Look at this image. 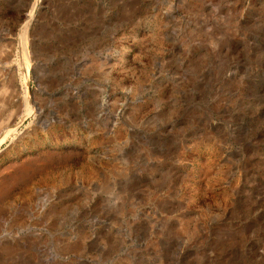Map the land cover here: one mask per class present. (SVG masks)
I'll return each mask as SVG.
<instances>
[{"label": "rangeland", "instance_id": "374dc122", "mask_svg": "<svg viewBox=\"0 0 264 264\" xmlns=\"http://www.w3.org/2000/svg\"><path fill=\"white\" fill-rule=\"evenodd\" d=\"M0 127V264H264V0H0Z\"/></svg>", "mask_w": 264, "mask_h": 264}, {"label": "bare ground", "instance_id": "6f19581e", "mask_svg": "<svg viewBox=\"0 0 264 264\" xmlns=\"http://www.w3.org/2000/svg\"><path fill=\"white\" fill-rule=\"evenodd\" d=\"M29 14H30V13H29ZM29 14H28V15H29ZM29 17H30V21L34 19V18L32 17L31 14L29 15ZM30 23H31V22H30ZM28 28H29V27H28ZM24 30H25V29H24ZM26 30H27V29H26ZM25 32L27 33V31H25ZM22 34H23V33H22ZM22 38H23V37H22ZM23 40H24V39H23ZM23 42L25 43V44H24V48H26V38H25V41H23ZM24 50H26V49H24ZM26 51H27V50H26ZM26 53H27V52H26ZM29 53H30V52H29ZM29 56H30V55H29ZM261 66H262V65H261ZM223 67H224V66H223ZM225 67H226V66H225ZM24 70H25V69H24ZM25 71H26V70H25ZM25 71H24V72H25ZM221 72H222V71H221ZM26 101H27L26 99H24V100L22 101V102H24V105H25V106H26ZM102 103H103V102H102ZM196 118H197V117H196ZM9 123H10V122L7 121V124H5V126H9ZM0 128H1V127H0ZM246 161H247V160H246ZM206 247H207V246H206ZM248 251H250V250H248ZM244 254H245V253H244ZM247 254H248V253H247ZM261 255H262V254H260L259 252H257V256H261ZM206 257H208V256H206ZM244 257H245V256H244ZM247 257H248V256H247ZM258 258H259V257H258ZM244 260H245V259H244ZM233 263H234V262H233ZM240 263H241V262H240ZM255 263H256V262H255ZM235 264H236V262H235ZM247 264H248V263H247Z\"/></svg>", "mask_w": 264, "mask_h": 264}]
</instances>
